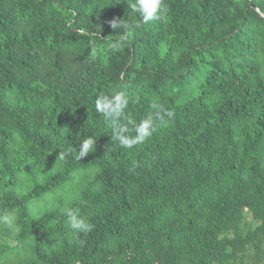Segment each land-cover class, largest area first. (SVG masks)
Returning a JSON list of instances; mask_svg holds the SVG:
<instances>
[{
  "label": "trees",
  "instance_id": "1",
  "mask_svg": "<svg viewBox=\"0 0 264 264\" xmlns=\"http://www.w3.org/2000/svg\"><path fill=\"white\" fill-rule=\"evenodd\" d=\"M135 3L0 0V264H264V0Z\"/></svg>",
  "mask_w": 264,
  "mask_h": 264
},
{
  "label": "clouds",
  "instance_id": "2",
  "mask_svg": "<svg viewBox=\"0 0 264 264\" xmlns=\"http://www.w3.org/2000/svg\"><path fill=\"white\" fill-rule=\"evenodd\" d=\"M133 9L139 13L142 19L147 22L157 16L158 13H163L162 0H136V3L132 5ZM97 112L108 117L113 114L119 113L120 109L125 103L124 94L116 93L112 98H108L106 95H101L95 102ZM151 121L144 120L137 126V131L140 133L138 137L139 141L144 140L151 135ZM122 132L125 129L121 130ZM137 139H130L123 135H119V141L121 146L125 148H131L138 142ZM95 141L92 138L84 139L80 146L77 155L78 159L87 156L94 149ZM67 217L66 223L68 227L77 234L86 233L92 230L93 225L90 221L80 214L79 209L67 208L65 210Z\"/></svg>",
  "mask_w": 264,
  "mask_h": 264
},
{
  "label": "rangeland",
  "instance_id": "3",
  "mask_svg": "<svg viewBox=\"0 0 264 264\" xmlns=\"http://www.w3.org/2000/svg\"><path fill=\"white\" fill-rule=\"evenodd\" d=\"M39 204V205H38ZM45 203H42L41 201H38V202H35L33 205H32V209L34 210V211H37L38 209H41V208H43V207H45ZM74 261V260H73ZM74 264H81L80 263V260L78 259V260H75L74 261Z\"/></svg>",
  "mask_w": 264,
  "mask_h": 264
}]
</instances>
